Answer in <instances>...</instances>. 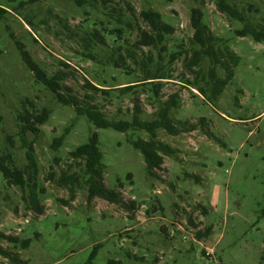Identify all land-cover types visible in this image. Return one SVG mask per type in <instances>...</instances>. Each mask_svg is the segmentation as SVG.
Here are the masks:
<instances>
[{
  "label": "rangeland",
  "instance_id": "1",
  "mask_svg": "<svg viewBox=\"0 0 264 264\" xmlns=\"http://www.w3.org/2000/svg\"><path fill=\"white\" fill-rule=\"evenodd\" d=\"M228 1L240 8L249 4L257 8L250 14L256 20L264 16V0ZM107 4L122 11L129 4L137 13L148 8L159 12L174 28L166 40V62L181 42L191 38V10L200 9L203 22L227 40L240 63L217 102L210 104L175 79L182 72L181 62L176 61L173 80L164 83L162 94L178 92L181 104L174 117L199 127L178 136L157 132V138L177 153L165 157L157 177H151L142 154L131 145L137 138L147 140L145 131L96 129L85 118H76L70 107L57 104L35 81L15 45L20 42L48 74L58 60L68 64L76 78L67 85L75 89L83 79L94 85L105 79L106 85L119 88L133 84L141 76L136 66H131L128 76L83 59L77 53L80 46L53 16L67 20L71 28L86 18H103L91 9L85 15L73 0H0L6 11L0 18V156L12 154L14 168H22L26 159L17 136V115L30 109L29 104L36 111L48 108L51 112L35 140L30 133L25 136L26 142H35L43 214L26 210L20 189L9 186L0 172V233L33 239L27 250H10L27 264H108L110 260L119 264H264V42L237 37L235 30L241 25L220 13L215 0H107ZM147 51H138V57L144 58ZM157 53L153 52V59ZM140 98L146 112L141 117L148 119L152 109L145 104L144 94ZM108 110L111 117L129 120L131 98L115 100ZM93 134L102 154L105 185L122 194L124 205L98 198L88 201L83 188L71 199L58 183L61 171L70 165L73 170L79 168L69 152ZM55 138H62V144L54 151L50 145ZM130 203L133 208H128ZM178 225L184 227L186 240L181 239L184 234L177 231ZM208 227L211 233L198 239L196 233ZM0 246L10 248L1 240ZM205 248L212 250L211 258L206 257ZM0 264L18 263L0 257Z\"/></svg>",
  "mask_w": 264,
  "mask_h": 264
},
{
  "label": "trees",
  "instance_id": "2",
  "mask_svg": "<svg viewBox=\"0 0 264 264\" xmlns=\"http://www.w3.org/2000/svg\"><path fill=\"white\" fill-rule=\"evenodd\" d=\"M73 2L77 7L85 10V15H88V10L91 9L103 18L102 20L97 16L93 20L86 18L79 26L71 28L67 20L53 16L57 20V25L68 32V38L80 46L81 51L77 53L85 60L102 67L120 70L128 76L132 75L131 66H136L141 73L139 80L119 88L106 85L105 79L96 85L83 79V84L75 89L67 85L69 79L76 78L75 71L65 62L58 60L56 69L48 74L31 58L23 45L16 41L15 45L21 59L35 81L53 95L57 104L70 107L76 118H85L96 129L109 128L122 133L128 130L145 131L148 139L137 138L131 141V145L142 154L147 174L157 177L156 172L163 166L164 158L173 157L177 153L176 149L157 138V132L162 130L170 136H178L195 131L199 127L196 123L174 117L173 114L181 104L178 92L166 97L162 94L164 83L173 80V65L176 61L181 62L182 72L179 77L175 76V79L178 78L192 95L196 96L192 91L194 89L204 101L215 104L232 80L234 69L240 63V57L231 49L227 40L216 36L203 22L200 9L191 10V38L185 44L181 42L179 50L171 52L166 62V53H168L166 40L173 35L174 28L163 21L159 12L148 8L137 13L129 4H126V10H117L115 6L108 7L107 0H73ZM215 5L220 13L241 25L240 29L235 30L237 37H249L256 43L264 42V16L256 20L250 15L258 12L257 8L251 4L240 8L236 3H230L228 0H215ZM4 13L6 11L0 7V18ZM134 35L136 39L132 42ZM143 48L148 51L141 59L138 57V51L142 52ZM155 51L158 53L153 59L152 54ZM143 94L146 97L145 104L152 109L148 119L141 117L146 113L140 98ZM127 96L131 98V118L122 120L109 116V106L115 100ZM29 105L30 109L25 108L24 112L16 117L17 136L22 141L26 164L22 168H14L13 155L2 154L0 172L9 186L20 189L26 210L42 215L44 209L39 196L44 191L37 183L39 164L34 151V140L40 132V127L48 121L51 112L48 108L36 111L33 104ZM199 121L201 124L205 123L204 119ZM27 133L34 136L33 141H25ZM206 134L214 138L211 132ZM7 142L12 145L10 137L7 138ZM61 144L62 138H55L50 148L55 151ZM98 145L97 136L93 134L87 143L69 152L71 162H75L79 168L73 170L71 165L68 166L66 170L60 172L58 183L68 190L71 199L78 189L83 188L88 201L98 198L111 204L124 205L122 194L105 185L104 165ZM132 205L133 203H130L128 208H133ZM189 223L192 224L190 219ZM211 231L212 228L208 227L203 232H197L196 237L201 239L208 236ZM162 232L165 233V230L163 229ZM35 237L38 238L39 235L35 234ZM0 240L10 247L7 249L0 246V257L13 263L27 264L26 261L19 259L18 253L10 249L27 250L33 239H19L16 236L0 233ZM94 256L95 252L91 255V259ZM108 264L119 263L110 260Z\"/></svg>",
  "mask_w": 264,
  "mask_h": 264
},
{
  "label": "built area",
  "instance_id": "3",
  "mask_svg": "<svg viewBox=\"0 0 264 264\" xmlns=\"http://www.w3.org/2000/svg\"><path fill=\"white\" fill-rule=\"evenodd\" d=\"M177 231H179V232H181L182 234H184V235H182V237H181V239L182 240H186L187 239V235L185 234L186 233V231H185V229H184V227L183 226H181V225H178L177 226ZM175 233L174 232H171V235H174ZM191 236L194 238V235H192L191 234ZM205 255H206V257H212V254H213V252H212V250L210 249V248H205Z\"/></svg>",
  "mask_w": 264,
  "mask_h": 264
},
{
  "label": "crops",
  "instance_id": "4",
  "mask_svg": "<svg viewBox=\"0 0 264 264\" xmlns=\"http://www.w3.org/2000/svg\"><path fill=\"white\" fill-rule=\"evenodd\" d=\"M197 246H198V247H199V246H201V245H200V243H199ZM194 247H196V245H194ZM187 250H189V249L187 248ZM193 250L195 251V249H194V248H193Z\"/></svg>",
  "mask_w": 264,
  "mask_h": 264
}]
</instances>
